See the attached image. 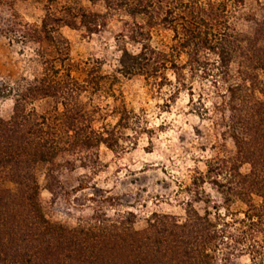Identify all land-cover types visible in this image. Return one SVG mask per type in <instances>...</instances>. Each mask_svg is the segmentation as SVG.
Instances as JSON below:
<instances>
[{
	"label": "trees",
	"instance_id": "1",
	"mask_svg": "<svg viewBox=\"0 0 264 264\" xmlns=\"http://www.w3.org/2000/svg\"><path fill=\"white\" fill-rule=\"evenodd\" d=\"M104 1L111 9H124L144 20L136 23L138 31H132L140 52L123 50L124 76L149 77L174 57L179 88L192 92L190 80L201 73L224 91L220 108L228 113L226 132L236 153L209 163L201 182L217 186L226 212L220 209L212 217L191 209L185 220L154 213L144 230L126 217L93 218L73 229L48 220L40 202L37 165L62 155L92 152L103 144L114 149L119 127L129 129L132 118L125 109L119 127L97 129L81 97L99 87L104 75L87 68L86 79L80 81L71 70L64 73L49 60L41 75L25 86L0 85V99L15 98L13 116L0 118V264H236L234 260L245 255L254 264H264V19L256 21L251 36H244L234 18L246 0ZM12 3L0 0V10L10 13L9 31L21 26L18 32L25 40L54 42L50 16L42 29L35 28L24 23ZM159 26L174 33L171 53L148 42ZM204 52L215 59L204 60ZM182 54L188 61L178 64L176 58ZM47 99L55 106L45 112L27 106ZM244 165H250L248 173L242 172ZM7 182L17 185V191L6 188ZM236 203L244 210L232 212Z\"/></svg>",
	"mask_w": 264,
	"mask_h": 264
},
{
	"label": "rangeland",
	"instance_id": "2",
	"mask_svg": "<svg viewBox=\"0 0 264 264\" xmlns=\"http://www.w3.org/2000/svg\"><path fill=\"white\" fill-rule=\"evenodd\" d=\"M12 4L24 23L35 28L42 29L50 16L55 38L54 42L23 39L18 32L21 26L9 31L10 13L0 10V85L25 86L41 75L44 63L50 60L64 73L71 70L80 81L86 79L87 68L104 75L99 87H91L81 97L97 129L119 127L122 112H132L130 128L119 127L114 149L103 144L92 152L62 155L37 165L40 202L48 220L73 229L93 218L126 217L135 222L136 229L144 230L154 213L185 220L191 209L200 215L209 212L212 217L220 209L226 212L225 198L217 186L209 180L201 182L209 163L236 153L226 132L228 113L220 108L224 91L215 87L213 79L199 73L190 80L192 92L179 88L174 57L149 77L124 76L120 71L123 50L140 52L132 31H138L136 23L144 20L133 18L124 9H111L104 0H13ZM263 19L264 0H246L237 9L234 25L239 33L251 36L256 21ZM148 42L171 53L174 33L156 27ZM201 57L215 59L208 52ZM187 61L186 54L176 58L178 64ZM261 75L264 78V71ZM27 106L45 112L55 103L37 100ZM14 109L15 98L0 99V118L10 119ZM249 171L250 165H244L242 172ZM5 187L18 189L11 182ZM244 208L236 203L231 209ZM234 262L254 264L246 255Z\"/></svg>",
	"mask_w": 264,
	"mask_h": 264
}]
</instances>
